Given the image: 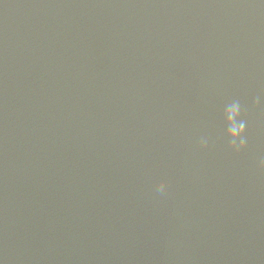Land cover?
<instances>
[{
	"label": "clouds",
	"instance_id": "obj_1",
	"mask_svg": "<svg viewBox=\"0 0 264 264\" xmlns=\"http://www.w3.org/2000/svg\"><path fill=\"white\" fill-rule=\"evenodd\" d=\"M264 100V95L257 96L254 103L259 105ZM244 108L241 102L236 99L227 103L223 107L222 119L224 122V135L227 139L228 148L234 153L239 154L247 148L248 138L246 135L247 121L242 118ZM199 146L206 148L208 146V138L201 137L199 140ZM258 168L264 171V157H261L258 161ZM155 191L159 195H165L168 191V185L166 181H160Z\"/></svg>",
	"mask_w": 264,
	"mask_h": 264
}]
</instances>
